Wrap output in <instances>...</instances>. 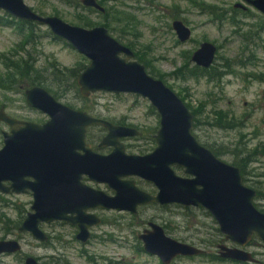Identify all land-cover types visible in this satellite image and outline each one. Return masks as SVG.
<instances>
[{
    "label": "rangeland",
    "instance_id": "374dc122",
    "mask_svg": "<svg viewBox=\"0 0 264 264\" xmlns=\"http://www.w3.org/2000/svg\"><path fill=\"white\" fill-rule=\"evenodd\" d=\"M23 1L37 13L42 11V15H56L70 24L81 26L77 23L80 16H88L95 23L106 20L100 13L78 7L76 3L80 0ZM238 1L110 0L103 7L114 8L121 12L115 14L114 11V15L132 21L134 27L121 33L120 26L112 23L113 18H107L114 28L113 31L107 30L120 43L126 46L133 43L136 48L132 50H140L155 73L150 68L146 71L163 76L164 83L180 95L187 107L196 110L192 133L201 144L212 146L216 155L226 163H242V181L256 191L253 203L264 212V15L247 5L246 10L233 9ZM209 6L220 7L224 20H216L209 14ZM8 16L0 10V18L7 20L11 17ZM229 18L235 19V22ZM175 19L182 20L191 29L188 41H178L171 26ZM17 27V22L0 23L2 56L19 59L26 55V51L29 52L35 60L36 69L46 73L48 68L47 86L50 84L51 89L48 92L58 101L93 116L140 129L144 137L128 140L131 144L129 152L144 154L155 147L153 136L159 127V117L148 100L134 94L110 92L81 97L77 83L73 85L71 81H61L60 84L50 77L49 64L55 60L61 68H76L79 64L84 68L88 59L67 42L54 38L49 29L40 24L33 27L36 42L24 45V35ZM203 41H209L217 48L214 76L194 77L178 72L179 68L186 73L193 67L191 54ZM3 71L0 61V72ZM1 104L9 115L18 119L38 123L48 119L46 114L27 106L21 91L0 89ZM1 130H8L2 122ZM97 130L92 127L88 134ZM175 167L176 173L184 174L181 167ZM139 183L148 191L151 185L154 187L150 182V185ZM30 201L31 197L27 195L0 194V240L17 239L16 224L24 216ZM205 211L203 208L186 209L178 205L160 210L146 206L131 218L125 212L96 209L94 212L102 217L103 223L91 228L93 236L84 245L74 238L76 230L72 225L40 223V229L51 235L48 246L29 234H22L20 251L1 255L0 264H23L26 256L35 257L40 264H160L156 256L138 250L142 245L137 235L148 218L160 224L169 236L206 251L199 256L176 257L173 264H264V243L256 238L243 248L255 254L256 263L211 260L210 256L216 255V245L223 240V235L212 216ZM225 243L235 246L231 242Z\"/></svg>",
    "mask_w": 264,
    "mask_h": 264
},
{
    "label": "water",
    "instance_id": "95a60500",
    "mask_svg": "<svg viewBox=\"0 0 264 264\" xmlns=\"http://www.w3.org/2000/svg\"><path fill=\"white\" fill-rule=\"evenodd\" d=\"M80 4L105 12L97 0H80ZM246 5L264 15V0H239L233 6L246 10ZM0 10L17 20L46 26L88 59L76 77L82 97L96 92L134 94L148 100L159 117L153 136L155 147L146 154L126 153L120 138L141 134L136 128L74 109L41 86H21L27 106L46 114L48 119L42 123L20 120L0 105V122L8 127L1 134L0 194L27 190L32 194L31 211L18 227L19 232H29L45 242L48 237L40 223L69 222L78 227L76 238L85 244L91 237L90 227L101 222L88 210L101 207L136 214L138 206L149 203L202 207L216 222L223 239L235 245L218 243L217 255L240 263L257 262L251 252L243 249L253 237L264 243V212L253 203L256 191L243 183L237 166L224 162L196 139L192 112L161 79L147 73L130 47L113 38L104 26L87 28L56 15H41L23 0H0ZM171 26L179 42L191 38V29L182 20H173ZM216 50L213 43L203 41L193 51L191 61L208 68ZM92 125L106 129L100 145L112 146L110 153L99 154L86 147L85 134ZM175 166L181 167L184 175H178ZM83 175L107 185L114 194L82 183ZM128 177L150 182L156 192L140 189ZM137 238L142 250L156 256L161 264L206 252L169 236L153 221ZM19 250L17 240H0V255ZM24 264L40 263L27 256Z\"/></svg>",
    "mask_w": 264,
    "mask_h": 264
},
{
    "label": "trees",
    "instance_id": "16d2710c",
    "mask_svg": "<svg viewBox=\"0 0 264 264\" xmlns=\"http://www.w3.org/2000/svg\"><path fill=\"white\" fill-rule=\"evenodd\" d=\"M97 1L100 5L103 6L104 4H107V2H109L110 0H97ZM76 5L80 8H83V10H87L89 12L100 13L106 19L105 21L103 20V21L95 23L88 16H80L79 20H77L78 21L77 23L83 27L91 28V27H94L97 25H101V26H104V27L111 29L113 31L114 28L112 27V24L109 21V19H107V18H111V17L113 18L112 23H116V25L118 27L120 26L119 31L121 33H125L128 28L134 27V26H132V21H130V19H127V18L122 19L120 16L114 15V11H115V14L121 13L114 8L113 9H111V8L106 9L105 8V12L101 13L92 7H84L80 3H76ZM219 10H221V8L218 6H209L207 9V12L209 14H211L212 16H214V18L216 20H219V21L224 20L225 16H224V14L219 12ZM39 14L42 15L43 14L42 11L41 12L39 11ZM229 19L231 22H233V21L235 22V19H233V18L232 19L229 18ZM11 22H13V23L17 22V25H18L17 28H18L19 33L24 35L23 36L24 37V40H23L24 45H26L27 43H35L36 42L34 40L35 39V33H34V29H33V27H35L37 25L36 22H24V21L17 20L15 18L13 19V17L12 18L10 17L7 20L0 18V23H2L4 25L9 24ZM46 33H48V32H46ZM54 38H57V37L54 36ZM127 46L130 47L131 49L136 48L134 46V44L131 42L127 43ZM25 53H26V55L21 56L19 59L13 58L14 56L4 55V54H3L4 56H2L0 54L1 55L0 61L2 62L3 67H4V71L2 73L0 72V89L6 90V91L13 89L15 91L23 92V88L38 85V86H41V87H43L46 90L51 92V89L49 87L50 84H48V86H47V81L49 79V78L47 79V76H48L47 69L48 68L45 70L46 73L39 71L38 69L35 68V66L33 64L35 60L31 56V54L27 51ZM134 54H135V58L145 65L146 69L150 68V69H152V72L155 73L153 68L150 67L149 61L147 60V58L144 56V54L140 50L134 51ZM49 65H50V69H51V71L49 72L50 77H52L54 79V81H56V82L58 80L60 84H61V81H67V83H68V81H71L73 83V85H75L77 75L84 69L82 67V64H79L76 68H65V67L61 68V67H59L58 63L55 60L52 61ZM81 67H82V69H80ZM186 67L187 66L185 65L184 68H186ZM214 69H215V67H210L209 69H203V68L193 66L191 69L187 70L186 73H184L181 68H179L177 71L178 72L181 71V73L187 74V76L191 75L194 77H199L200 75H206L207 77L210 78V77L214 76L212 74V73H214L213 72ZM148 73L155 78L161 79L164 82V79L162 78L163 76H161L160 74L153 75V73H150V72H148ZM176 73L177 72H175L174 74H176ZM58 77H60V78H58ZM21 86L23 88H21ZM177 95H178V93H177ZM178 96H180V95H178ZM190 111L193 114V118H195L194 116L196 114V112H195L196 110H190ZM203 145H205L206 147L211 149L214 152V154H217V152L215 151V149L212 146H210L208 144H203ZM235 165L238 166L240 168V170H242L243 165L240 161L236 162ZM166 207H170V206L164 205V208H166ZM185 208L190 209L192 207H185ZM201 208L202 207H200V209ZM205 213L207 215L209 214L207 211H205ZM141 249H142V247L139 246L138 250H141ZM210 257H211V260H222V259L218 258L216 255H212ZM88 261H91V260L88 258ZM66 263L68 264V262H66ZM66 263H63V264H66ZM170 264H173V261Z\"/></svg>",
    "mask_w": 264,
    "mask_h": 264
},
{
    "label": "flooded vegetation",
    "instance_id": "af4514ba",
    "mask_svg": "<svg viewBox=\"0 0 264 264\" xmlns=\"http://www.w3.org/2000/svg\"><path fill=\"white\" fill-rule=\"evenodd\" d=\"M233 9H237V8H235L234 6H233ZM193 53V52H192ZM216 54V53H215ZM192 55V54H191ZM134 58H135V56H134ZM136 59V58H135ZM137 60V59H136ZM190 61H191V57H190ZM140 62V61H139ZM191 62H193V61H191ZM194 63V62H193ZM214 63H215V57H214V60H213V63H212V65L210 66V67H213V65H214ZM143 64V63H142ZM145 66V65H144ZM193 66H195V67H199V68H203V67H200V66H198V65H196L195 63H194V65ZM210 67H208V68H203V69H209ZM146 68V67H145ZM148 73V72H147ZM91 95V94H90ZM89 95V96H90ZM88 96V97H89ZM82 97V96H81ZM84 98H86V97H84ZM58 100V99H57ZM2 105V104H1ZM190 110V109H189ZM157 114V113H156ZM18 119V118H17ZM20 120H24V119H20ZM107 120V119H106ZM108 121H110V120H108ZM110 122H112V121H110ZM113 123H115V122H113ZM115 124H119V123H115ZM119 125H126V124H119ZM126 126H130V125H126ZM92 127H96L98 130L93 134H88V130L90 129V128H92ZM130 127H134V126H130ZM8 128V127H7ZM134 128H136L137 130H139L140 131V133L141 134H139V135H137V136H127V137H122V138H120V141L124 144V150H125V152L126 153H132V152H129L128 151V148L131 146V144L128 142V140H132L133 138H136V139H142L143 137H144V134L142 133V131L140 130V129H138L137 127H134ZM2 131H5V130H1V134H2ZM106 129L105 128H103V127H101V126H97V125H92V126H89L88 128H87V132H86V134H85V143H86V147H88V148H90V149H92L94 152H96V153H99V154H104V155H106V154H108V153H110L111 151H112V149H113V147L112 146H104V145H100V142H101V140H102V138L106 135ZM154 148V147H153ZM152 148V149H153ZM211 150V149H210ZM212 151V150H211ZM213 152V151H212ZM214 153V152H213ZM132 154H136V153H132ZM144 154H146V153H144ZM216 155V154H215ZM217 156V155H216ZM218 157V156H217ZM173 168H175V170H176V167H173ZM239 168V167H238ZM240 169V168H239ZM241 172V171H240ZM178 174V173H177ZM178 175H184V174H178ZM136 178V179H135ZM128 179H133L134 180V182H135V184L140 188V189H142V190H144V191H146V192H149V193H152V194H154L155 192H156V189L154 188V187H152V185H151V189L148 191V190H146V189H144V188H142V186H141V183H139V182H145L146 184H149L150 185V183L148 182L147 183V181H145V180H143V179H141V178H138V177H128ZM81 182L82 183H84V184H86V185H88V186H90V187H92V188H94V189H99V190H103L104 192H106L107 194H109V195H113L114 194V191L113 190H111L109 187H107V185H105V184H103V183H97V182H94V181H90L89 179H88V177H87V175H83L82 176V179H81ZM6 184H8V183H6ZM102 186V187H101ZM12 194H15V193H12ZM2 195H8V194H2ZM16 195H27V196H30L31 197V201H30V203H29V207H27L26 208V210H25V214H24V216H21V220H20V222H19V224H16V227H15V229H16V236H17V239H13V240H17L18 242H19V244L21 243L20 241H21V239H22V237H21V235L22 234H29L31 237H32V235L29 233V232H19V230H18V227L20 226V224H21V222L23 221V219L26 217V215L28 214V212H30L31 210H30V206H31V203H32V194H31V191L30 190H27V191H25V192H22V193H18V194H16ZM171 205H176V204H169V206H171ZM146 206H153V207H157L159 210L160 209H164V205H159V204H156V203H149V204H146V205H140V206H138V208H137V213L136 214H132V213H130V212H128V211H124V210H116V209H106V208H101V207H98V208H95V209H92V210H88V212H90V213H93V214H95V215H97L94 211L96 210V209H105V210H113V211H117V212H125V213H127V214H129V216L132 218V217H136L137 216V214H138V212H139V209L140 208H143V207H146ZM179 206V205H178ZM196 208V207H195ZM198 208H200V207H198ZM98 216V215H97ZM98 217H100V216H98ZM100 219H101V222L98 224V225H100L101 223H103V219H102V217H100ZM149 221H153V222H155L154 220H150V218H148V220L147 221H145L144 222V224H145V227L143 228V229H145V228H147V223L149 222ZM52 223H67V224H70V225H72L74 228H75V230H76V232H75V235H74V238L80 243V244H82L77 238H76V234H77V232H78V227L76 226V225H73V224H71V223H69V222H63V221H55V222H52ZM52 223H50V224H52ZM40 225V224H39ZM98 225H95V226H98ZM95 226H91L90 227V229H89V231H90V233H91V237L93 236V234H92V232H91V228L92 227H95ZM142 229V230H143ZM141 230V231H142ZM45 233V232H44ZM46 235H47V237H48V240L47 241H45V244H43V245H47L48 246V242H49V240H50V237H51V235L50 234H48V233H45ZM90 237V238H91ZM34 238V237H33ZM90 238H89V240H90ZM255 237H253L252 239H254ZM35 239V238H34ZM251 239V240H252ZM257 239V238H256ZM38 240V239H37ZM88 240V241H89ZM250 240V241H251ZM87 241V242H88ZM41 242H43V241H41ZM86 242V243H87ZM221 242H224L225 243V240L223 239V240H221ZM220 242V243H221ZM227 242H229V241H227ZM85 243V244H86ZM226 244V243H225ZM84 245V244H83ZM227 245V244H226ZM217 246V245H216ZM245 247V246H244ZM243 247V248H244ZM20 249H21V245H20ZM20 251V250H19ZM15 253H17V252H15ZM252 253V255L253 256H255V254L253 253V252H251ZM3 254H14V253H2L1 255H3ZM0 255V256H1ZM216 256L218 257V258H220L218 255H217V252H216ZM27 257V256H26ZM25 257V258H26ZM25 258H24V261H25ZM220 259H222V258H220ZM222 260H224V259H222ZM24 261H23V264H24ZM38 261V260H37ZM39 262V261H38ZM257 262H258V260H257ZM66 263V262H65ZM67 264V263H66Z\"/></svg>",
    "mask_w": 264,
    "mask_h": 264
}]
</instances>
